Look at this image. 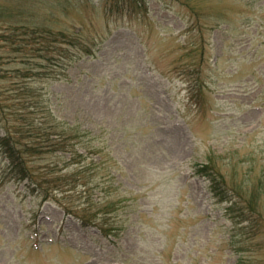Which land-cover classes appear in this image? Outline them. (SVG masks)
I'll return each instance as SVG.
<instances>
[{
    "label": "rangeland",
    "instance_id": "374dc122",
    "mask_svg": "<svg viewBox=\"0 0 264 264\" xmlns=\"http://www.w3.org/2000/svg\"><path fill=\"white\" fill-rule=\"evenodd\" d=\"M145 2L0 0L2 22L95 44L68 80L35 86L58 120L100 137L124 201L101 221L121 231L110 242L0 184V264H264V0Z\"/></svg>",
    "mask_w": 264,
    "mask_h": 264
},
{
    "label": "trees",
    "instance_id": "16d2710c",
    "mask_svg": "<svg viewBox=\"0 0 264 264\" xmlns=\"http://www.w3.org/2000/svg\"><path fill=\"white\" fill-rule=\"evenodd\" d=\"M114 1L109 10L123 6L147 13L145 0ZM94 47L81 31L0 20V184L24 185L111 241L121 231L107 229L101 221L115 217L124 201L117 195L100 137L58 120L35 86L39 80H68V70L78 59L96 56ZM207 173L208 167L197 168V175ZM103 184H108L107 194L98 196Z\"/></svg>",
    "mask_w": 264,
    "mask_h": 264
}]
</instances>
